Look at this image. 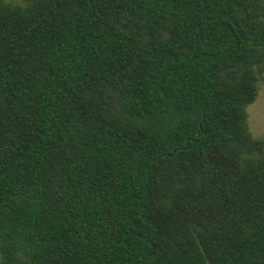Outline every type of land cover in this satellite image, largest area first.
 I'll return each mask as SVG.
<instances>
[{
    "label": "trees",
    "instance_id": "obj_1",
    "mask_svg": "<svg viewBox=\"0 0 264 264\" xmlns=\"http://www.w3.org/2000/svg\"><path fill=\"white\" fill-rule=\"evenodd\" d=\"M263 74L264 0H0V264H264Z\"/></svg>",
    "mask_w": 264,
    "mask_h": 264
},
{
    "label": "rangeland",
    "instance_id": "obj_2",
    "mask_svg": "<svg viewBox=\"0 0 264 264\" xmlns=\"http://www.w3.org/2000/svg\"><path fill=\"white\" fill-rule=\"evenodd\" d=\"M12 5H19L24 0H3ZM264 78V74H263ZM245 127L251 139L262 141L264 139V81L259 82L255 100L246 107ZM261 155H264V146ZM251 157H257L252 154Z\"/></svg>",
    "mask_w": 264,
    "mask_h": 264
}]
</instances>
